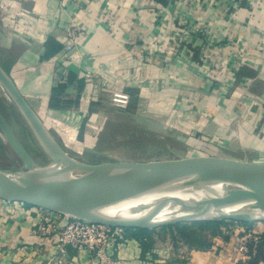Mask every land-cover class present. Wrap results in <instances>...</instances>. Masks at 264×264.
I'll return each mask as SVG.
<instances>
[{
    "label": "crops",
    "instance_id": "0c3cea01",
    "mask_svg": "<svg viewBox=\"0 0 264 264\" xmlns=\"http://www.w3.org/2000/svg\"><path fill=\"white\" fill-rule=\"evenodd\" d=\"M234 3L225 11L222 0H0V66L79 160L100 155L107 121L138 116L143 128L170 138V152L264 163V0ZM71 28L77 43L68 53ZM221 66L229 70L220 74ZM14 109L27 141L45 155ZM38 207L0 199V264H53L62 256L58 231L38 230L47 213ZM253 230L264 239V222ZM159 233L142 241L129 229L119 264H250L230 234L197 248ZM61 264H92L91 254L69 247Z\"/></svg>",
    "mask_w": 264,
    "mask_h": 264
},
{
    "label": "water",
    "instance_id": "95a60500",
    "mask_svg": "<svg viewBox=\"0 0 264 264\" xmlns=\"http://www.w3.org/2000/svg\"><path fill=\"white\" fill-rule=\"evenodd\" d=\"M0 83L12 96L14 104L50 158L49 163L38 166L30 151L0 112V125L5 137L27 168L23 171L8 172L9 178L0 181L1 200L23 202L53 211L70 213L68 211H74L81 206L141 191L163 181L188 178L190 181L194 180L202 184L195 185L197 194L200 193L197 201L199 206L223 204L242 210L194 215L156 224L115 223L98 217L83 215H77V217L114 227L142 228L202 219L264 222V163L230 161L217 157L106 161L96 164L81 162L64 150L48 132L15 82L1 66ZM59 169L73 175V178L62 182L37 179ZM185 202V195L181 194L172 201L165 200V204L172 207L180 206ZM258 211L261 214H257Z\"/></svg>",
    "mask_w": 264,
    "mask_h": 264
},
{
    "label": "rangeland",
    "instance_id": "374dc122",
    "mask_svg": "<svg viewBox=\"0 0 264 264\" xmlns=\"http://www.w3.org/2000/svg\"><path fill=\"white\" fill-rule=\"evenodd\" d=\"M170 2H183L188 0H168ZM235 0H222V5L226 6L225 11H230L232 6L235 4ZM240 1V0H236ZM196 34H201V30H197ZM201 59V58H199ZM207 67H209L206 64ZM217 69V68H216ZM219 73H226L229 68L221 66L218 68ZM16 105L14 104L13 98L9 95L6 90H0V112L5 117L6 121L10 125L11 129L15 134L30 147L38 157V160L44 162L45 164L50 162V158L43 149L34 132L32 131L33 137L40 146V150L44 151L45 155L38 152V147L34 143H29L27 141L26 135L20 129V123H23L17 117L15 111ZM17 108V107H16ZM26 120V119H25ZM27 122V121H26ZM28 123V122H27ZM143 124L140 118L131 117L125 118L124 116L115 117L113 120L107 121V134L100 137L99 146L102 149L100 155L94 158H90L88 164H96L106 161H112L114 159H124L133 161H151V160H161L182 156L187 157H214L208 152L196 149L195 151H188L183 153L182 151L170 152V148H176L172 146L170 138L156 136L155 131L146 130L143 128ZM145 130V131H144ZM185 142V141H184ZM33 144V145H32ZM190 147V146H189ZM28 149V148H27ZM183 153V155H182ZM73 157V156H72ZM48 158V159H47ZM75 158V157H74ZM88 161V160H87ZM38 166H43L39 162H36ZM24 162L21 160L19 155L14 151L9 141H7L5 134L0 125V181H5L9 178L8 172L12 171H23L26 170ZM192 185L201 186L200 182L191 181ZM5 201V200H4ZM7 202V201H6ZM41 208V207H38ZM41 210L47 212L43 213L44 219L40 222H44L49 219L51 222L55 221L58 224H64L67 216H73L70 213H62L59 211H53L46 208H41ZM114 213H117L113 211ZM242 222V223H241ZM247 222V221H244ZM258 221H251V225H246L243 221L226 220V219H202V220H183L174 222L171 224L160 225L152 228H148L151 234H160L163 232L166 236L173 240L179 239L180 241H185L190 243L194 247H202L207 245V243L213 239L214 235L230 234L231 236H236L240 231V227H244L246 230H253L254 225ZM126 230L133 229L134 231L142 227H124ZM183 248V247H182Z\"/></svg>",
    "mask_w": 264,
    "mask_h": 264
},
{
    "label": "bare ground",
    "instance_id": "6f19581e",
    "mask_svg": "<svg viewBox=\"0 0 264 264\" xmlns=\"http://www.w3.org/2000/svg\"><path fill=\"white\" fill-rule=\"evenodd\" d=\"M0 90H6L1 83ZM72 178L73 175L59 169L37 179L39 181L62 182L69 181ZM190 183L191 181L188 178L163 181L141 191L100 203L81 206L74 211L68 212L74 214V216L98 217L115 223L156 224L194 215L242 210L238 207L223 204L199 206L197 201L200 198V193L197 194L195 186ZM179 194L185 195L186 202L184 204L175 207L165 204V200L172 201ZM258 212L257 214H261L260 211Z\"/></svg>",
    "mask_w": 264,
    "mask_h": 264
},
{
    "label": "built area",
    "instance_id": "2783aa9c",
    "mask_svg": "<svg viewBox=\"0 0 264 264\" xmlns=\"http://www.w3.org/2000/svg\"><path fill=\"white\" fill-rule=\"evenodd\" d=\"M20 22L28 27L30 34L32 28L24 11L21 12ZM67 39L66 50L68 53H73L77 43L75 28L67 31ZM239 229L240 232L235 236L234 250L240 258L249 261L257 253L262 238L260 233L254 230H246L244 227ZM38 230L47 234L58 231V249L62 256L53 264L62 263L63 256L68 252L69 247L88 249L92 264H119L117 257L119 248L127 242V230L124 227L109 226L74 215L67 216L64 224L46 219L38 224Z\"/></svg>",
    "mask_w": 264,
    "mask_h": 264
},
{
    "label": "trees",
    "instance_id": "16d2710c",
    "mask_svg": "<svg viewBox=\"0 0 264 264\" xmlns=\"http://www.w3.org/2000/svg\"><path fill=\"white\" fill-rule=\"evenodd\" d=\"M163 1H167V0H163ZM55 88L56 90H62L64 88V85L59 84ZM243 223L246 225H251V222H243ZM127 232H128V229H127ZM137 232H138L137 238H139L142 241L143 239L147 238L151 234L148 228H139ZM262 260H264V239L263 238L258 246L257 253L249 261H250V264L252 263L254 264Z\"/></svg>",
    "mask_w": 264,
    "mask_h": 264
}]
</instances>
